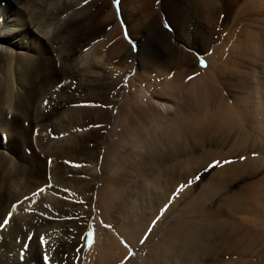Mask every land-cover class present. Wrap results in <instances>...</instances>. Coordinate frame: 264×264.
<instances>
[{"label": "bare ground", "instance_id": "bare-ground-1", "mask_svg": "<svg viewBox=\"0 0 264 264\" xmlns=\"http://www.w3.org/2000/svg\"><path fill=\"white\" fill-rule=\"evenodd\" d=\"M99 1L0 0V264H264V0Z\"/></svg>", "mask_w": 264, "mask_h": 264}, {"label": "rangeland", "instance_id": "rangeland-1", "mask_svg": "<svg viewBox=\"0 0 264 264\" xmlns=\"http://www.w3.org/2000/svg\"><path fill=\"white\" fill-rule=\"evenodd\" d=\"M101 2V3H100ZM103 0H100L97 4H93V3H91L90 4V6L88 7V8H86L82 13H81V15L80 16H78L77 17V19H74L73 21H72V23H71V25H70V27H72L73 28V35H72V38H73V42H75V43H81V42H83V41H85V40H87V39H89V38H91V37H94V36H96V35H98L100 32H102L105 28H107L108 26V23L107 22H103L102 21V18L106 15V12H107V6H105L104 4H103ZM102 4H103V6H102ZM105 6V7H104ZM115 7V10H116V15H117V17L118 18H120V16H119V12H118V6H114ZM140 8V9H139ZM150 9V10H149ZM136 14V16H135V18L137 17V18H141V17H148L150 14H152L153 13V5H152V3L151 4H148V5H144V4H138V6H137V9H136V12H135ZM134 16L132 15V17H131V21H133V22H136V19L134 18ZM121 25H122V31H123V35H124V37L125 38H128V40H131V38L129 37V35H128V33H127V30L125 31V30H123V29H126V24L124 23V22H122L121 23ZM125 31V32H124ZM77 36V37H76ZM128 36V37H127ZM79 37V38H78ZM76 38V39H75ZM130 38V39H129ZM77 41V42H76ZM55 72V71H54ZM69 88H70V86H69ZM69 99H70V97H69ZM89 118V117H88ZM97 131V132H96ZM24 132H25V130H24ZM98 133V134H97ZM88 134H89V138L91 139V140H93L94 142H97V140L99 139V131H98V129H94L93 131H91L90 133L88 132ZM26 136L24 135V137H23V141L24 142H22V144H20V146L22 147H20L19 146V148H20V150L22 149V152H23V155H24V158L26 157V159H32L33 160V163H34V165L36 166L35 167V170H36V172L37 173H41L42 171H43V166H42V161L40 160V159H44V157H42L41 155H39V154H37L36 152H34V150L32 149V150H30L31 149V147L29 146V143H28V141H27V137L25 138ZM87 137H88V135H87ZM25 138V139H24ZM82 141V140H81ZM81 141H80V145H81ZM26 143V144H25ZM28 143V144H27ZM25 150H24V149ZM30 148V149H29ZM32 151V152H31ZM31 153V154H30ZM34 153V154H33ZM36 154V155H35ZM30 155V156H29ZM32 155V156H31ZM34 155V156H33ZM38 159V160H37ZM132 160H134V159H125V161H124V159H121V163L120 164H122V165H124L123 163H125V165L124 166H126V168H123L122 170L123 171H125V170H127V168L128 169H130V168H132V167H134V165H137L138 163H142L143 162V159H138V160H136V161H134V163H133V161ZM140 160V161H139ZM200 160V161H199ZM208 160H210V159H208ZM217 161H218V159H216ZM124 161V162H123ZM203 161H206L207 162V160H203ZM131 162V163H130ZM183 162L184 163H180L181 165H183L182 167H181V165L179 164V166H178V169L177 168H175V170H176V172H179V173H182V171L184 172L187 168H188V164L183 160ZM202 163V159H198V162H196L194 165H200L201 163ZM205 162V163H206ZM130 163V164H129ZM202 164H204V162L202 163ZM201 164V165H202ZM130 165V166H129ZM193 165V164H192ZM184 166L186 167V168H184ZM190 167H192V166H190ZM182 168H184V169H182ZM180 169V170H179ZM190 169V168H189ZM207 168H202L200 171H198L196 174H195V176H193V177H191V178H188V180H187V184L185 183V184H180V185H185V186H187L188 184L190 185V186H192V182H195L196 183V181L197 180H201V179H203L204 178V175H205V173H206V170ZM179 170V171H178ZM188 172V171H187ZM195 177V178H194ZM201 178V179H200ZM227 178V177H226ZM225 178V181H227V179ZM105 179H106V177H105ZM168 179V178H167ZM191 179V180H190ZM196 180V181H195ZM189 181H191V183H188ZM198 181V182H199ZM194 183V184H195ZM180 185L179 186H177V187H180ZM187 186V187H190V186ZM183 187V188H181L182 190H184L185 188H187V187ZM177 187H176V189H177ZM175 189V190H176ZM220 191H221V189H220ZM182 192V191H181ZM173 193H175V197L177 196V198L179 197V195L181 194H177V191H175V192H173ZM172 193V195L170 196V198H169V202H168V204L172 201V198L174 197V194ZM213 194L215 195V196H213L212 194L209 196V194L208 195H206L204 198H202V201H199L200 203H202V204H208L209 202H210V199H211V197L213 196L214 197V200H216L218 197H219V192H213ZM189 195H190V193H189ZM172 197V198H171ZM176 199V198H175ZM171 200V201H170ZM127 210H130L129 209V207L127 208Z\"/></svg>", "mask_w": 264, "mask_h": 264}, {"label": "snow or ice", "instance_id": "snow-or-ice-1", "mask_svg": "<svg viewBox=\"0 0 264 264\" xmlns=\"http://www.w3.org/2000/svg\"><path fill=\"white\" fill-rule=\"evenodd\" d=\"M85 2H87V0H85ZM114 3H119V0H114ZM202 63H203V62H202ZM190 79H191V78H190ZM215 166H218V163H217L216 165H210L209 167H215ZM188 183H191V181H189ZM183 187H184L183 185H181L180 187H178V188H177V193H179V191H180L181 188H183ZM43 191H44L43 188L40 189V192H43ZM174 195H175V193H174ZM26 199H27V198H26ZM15 208H16V205L13 204V205H12V209L15 210ZM167 208H168V205H165V208L161 210V215L167 210ZM11 216H12V211L7 212L4 216H0V228H2V227H4V226H6V225L9 224V217H11ZM159 219H160V215H158L157 218H156V220L153 221V224H155L156 221L159 220ZM107 227H111V226L108 225ZM150 230H151V228L149 229V231H150ZM87 235L90 236V235H91V232L87 233ZM27 239H28V240H31V239H33V237H32V236H29ZM39 243H40V245H42V246L46 244V240H45V237H44V236H40V237H39ZM141 243L143 244L144 241L141 240ZM23 247H24V248H28L29 245H28L27 243H25V244L23 245ZM43 259H44V261H45V264H48V257H47V255H44Z\"/></svg>", "mask_w": 264, "mask_h": 264}]
</instances>
